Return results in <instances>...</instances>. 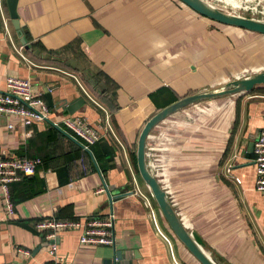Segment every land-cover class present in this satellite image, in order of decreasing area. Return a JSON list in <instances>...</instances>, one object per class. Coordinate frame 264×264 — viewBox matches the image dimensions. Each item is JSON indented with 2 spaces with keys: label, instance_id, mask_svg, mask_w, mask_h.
<instances>
[{
  "label": "crops",
  "instance_id": "crops-1",
  "mask_svg": "<svg viewBox=\"0 0 264 264\" xmlns=\"http://www.w3.org/2000/svg\"><path fill=\"white\" fill-rule=\"evenodd\" d=\"M235 1L264 14L255 2ZM4 2L12 43L0 36V91L8 76L29 79L33 92L51 93L53 120L85 116L101 139L86 151L47 122L25 127L0 114V150L42 159L33 175L10 185L11 216L0 188V264H201L139 180L138 135L178 99L263 71L264 34L211 20L181 0H17L26 47ZM13 44L23 46L28 62ZM257 87L177 110L145 143L147 166L184 227L227 264H264V192L254 187L252 153L246 158L264 128V84ZM79 97L85 102L69 113L65 106ZM118 193L125 194L114 199ZM111 211L113 246L81 244L79 229H57L52 256L35 227L40 219Z\"/></svg>",
  "mask_w": 264,
  "mask_h": 264
},
{
  "label": "built area",
  "instance_id": "built-area-1",
  "mask_svg": "<svg viewBox=\"0 0 264 264\" xmlns=\"http://www.w3.org/2000/svg\"><path fill=\"white\" fill-rule=\"evenodd\" d=\"M0 36L8 38L12 43L11 25L9 18L6 16L4 0H0ZM14 48L23 60L29 61L22 52V45H14ZM248 75H250V72L245 71L235 78ZM71 77L79 84L84 96L91 98L79 80L74 75H71ZM48 91H51V89L49 88ZM51 113L52 109L49 107L44 94L33 92L29 79L17 76L6 78L5 88L0 91L1 115L18 118L25 127L34 122H47L50 126L61 129L78 139L82 144V148L86 151H89L91 146L101 139L97 126L93 125L85 116L69 115L60 121H55L51 118ZM11 127L12 124H8V128ZM251 153L256 173L254 187L257 191L264 192V128L260 130L253 141ZM41 162L42 159L38 156L31 158L8 156L0 150V188L8 215L11 216L14 212V204L10 197V185L33 175ZM236 180L239 182V179ZM105 190L106 186H101L97 191ZM144 200L145 206L150 207L151 202L146 196H144ZM35 227L43 231L44 238L49 242V254L52 256L57 251V229H79V242L81 244L113 246L115 243V215L112 211L103 216H88L83 219H57L56 217L40 219L36 221ZM16 250L17 253H21L23 256L30 254L28 249L22 247H17Z\"/></svg>",
  "mask_w": 264,
  "mask_h": 264
},
{
  "label": "water",
  "instance_id": "water-1",
  "mask_svg": "<svg viewBox=\"0 0 264 264\" xmlns=\"http://www.w3.org/2000/svg\"><path fill=\"white\" fill-rule=\"evenodd\" d=\"M189 7L194 9L199 14L224 24L234 25L243 27L255 32L264 34V21L257 20L254 18H248L240 15L224 12L223 10L217 9L210 3L204 0H181ZM16 2L17 0H6L7 9L11 24L15 29L17 36L19 37L20 43L27 47L26 39L22 33L19 20L16 13ZM264 84V70L254 72L251 75L245 77H237L224 83L223 85L210 89L202 90L189 95H186L177 101L171 103L168 106L155 112L143 125L136 143V164L140 178L145 182L148 187L151 196L154 198L158 205L161 213L167 221L171 231L181 241L190 253L201 263V264H227L222 261L215 253L207 249L205 243L201 237L194 231H188L179 217L172 208L165 190L159 184L157 178L150 172L146 159H145V143L147 136L150 131L161 121L167 118L172 113L180 110L186 106L201 102L206 99H211L224 95L242 94L251 91L255 86ZM44 97L51 109L54 108V103L51 98V93L46 92ZM84 99L79 97L73 103L66 105L65 108L69 113H73L78 106L84 103ZM253 149V141L248 144L246 151V158L250 157V153ZM125 193H118L114 196V199L120 198Z\"/></svg>",
  "mask_w": 264,
  "mask_h": 264
},
{
  "label": "rangeland",
  "instance_id": "rangeland-1",
  "mask_svg": "<svg viewBox=\"0 0 264 264\" xmlns=\"http://www.w3.org/2000/svg\"><path fill=\"white\" fill-rule=\"evenodd\" d=\"M204 1L210 3L211 5L216 7L217 9L223 10L224 12L235 14V15H240V16H244V17H248V18L260 19V20L264 21V14H263V16H261L260 14H252V12L250 10H248V8L241 6L235 0H219V2H215L212 0H204ZM230 6H233L234 8H232ZM258 7L263 10L264 4H259ZM250 75H251V73H250ZM195 105H198V104L195 103ZM54 109L55 108H53V110ZM139 180L142 181L143 183H145L142 179L139 178ZM152 199L155 202L153 197H152ZM157 208L159 209L158 205H157Z\"/></svg>",
  "mask_w": 264,
  "mask_h": 264
},
{
  "label": "trees",
  "instance_id": "trees-1",
  "mask_svg": "<svg viewBox=\"0 0 264 264\" xmlns=\"http://www.w3.org/2000/svg\"><path fill=\"white\" fill-rule=\"evenodd\" d=\"M23 34H24V33H23ZM24 36H25L26 40H28L26 33H25ZM257 89H259V87L255 86L254 88L251 89V91H249V92H247V93H251V92H253V91H256ZM247 93H243V94H247ZM134 164H135V170H136L137 174L139 175L138 170H137L136 157H135V160H134ZM139 177H140V176H139ZM56 218H57V219H61V218H58V217H56Z\"/></svg>",
  "mask_w": 264,
  "mask_h": 264
},
{
  "label": "bare ground",
  "instance_id": "bare-ground-1",
  "mask_svg": "<svg viewBox=\"0 0 264 264\" xmlns=\"http://www.w3.org/2000/svg\"><path fill=\"white\" fill-rule=\"evenodd\" d=\"M250 1L255 2L256 5L264 4V0H250ZM230 7L234 8L233 6H230ZM263 9H264V8H263ZM254 19H255V18H254ZM257 20H259V19H257ZM261 21H263V20H261ZM148 164H149V163H148ZM149 170H150V169H149Z\"/></svg>",
  "mask_w": 264,
  "mask_h": 264
}]
</instances>
